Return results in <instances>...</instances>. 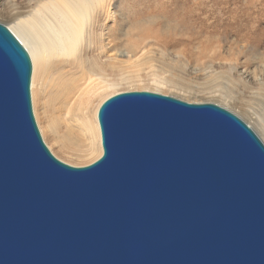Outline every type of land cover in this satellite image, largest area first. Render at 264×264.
Instances as JSON below:
<instances>
[{"label":"water","instance_id":"water-1","mask_svg":"<svg viewBox=\"0 0 264 264\" xmlns=\"http://www.w3.org/2000/svg\"><path fill=\"white\" fill-rule=\"evenodd\" d=\"M31 73L0 24V264H264V144L239 116L118 93L101 156L72 167L41 139Z\"/></svg>","mask_w":264,"mask_h":264},{"label":"rangeland","instance_id":"rangeland-1","mask_svg":"<svg viewBox=\"0 0 264 264\" xmlns=\"http://www.w3.org/2000/svg\"><path fill=\"white\" fill-rule=\"evenodd\" d=\"M46 1L0 0V24L8 28ZM98 17L94 36L103 46L93 41L98 45L83 60L108 67L113 93L156 91L215 103L245 121L264 144V0H103ZM66 68L71 73L76 65ZM57 156L82 167L94 162L74 152Z\"/></svg>","mask_w":264,"mask_h":264},{"label":"bare ground","instance_id":"bare-ground-1","mask_svg":"<svg viewBox=\"0 0 264 264\" xmlns=\"http://www.w3.org/2000/svg\"><path fill=\"white\" fill-rule=\"evenodd\" d=\"M102 2L46 1L7 28L25 48L32 62L31 101L43 140L51 154L72 167L82 166L73 165L57 154L67 156L74 152L78 157L86 158L88 163L101 156L97 112L105 100L115 95L112 92L115 84L108 79V67L101 63L92 67L90 63L85 65L83 60L92 49L91 45L103 46L100 37L94 36ZM108 47L109 53L113 46ZM105 58L111 59L110 55ZM75 65L76 69L71 73L64 71ZM85 73L89 76L84 77ZM51 91L52 98L49 96ZM262 129L264 131V126Z\"/></svg>","mask_w":264,"mask_h":264}]
</instances>
